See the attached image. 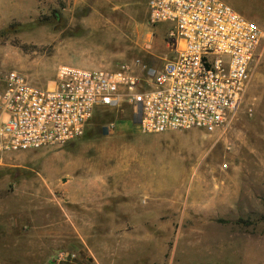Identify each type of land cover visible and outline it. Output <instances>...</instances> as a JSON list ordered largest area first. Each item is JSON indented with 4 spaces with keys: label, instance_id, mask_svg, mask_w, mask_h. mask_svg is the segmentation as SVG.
<instances>
[{
    "label": "rangeland",
    "instance_id": "obj_1",
    "mask_svg": "<svg viewBox=\"0 0 264 264\" xmlns=\"http://www.w3.org/2000/svg\"><path fill=\"white\" fill-rule=\"evenodd\" d=\"M222 1L263 32L243 103L224 134H141L130 108H99L79 139L0 159V207L31 204L29 218L41 224L47 216L33 206L65 207L61 189H69L89 208H74V222L63 210L61 240L76 248L78 230L105 264H264V0ZM147 2L0 0V76L17 71L43 86L60 66L160 64L169 57L167 25L148 23ZM15 242L1 238L0 253L24 262L45 253L36 235ZM86 247L53 254L94 264Z\"/></svg>",
    "mask_w": 264,
    "mask_h": 264
},
{
    "label": "built area",
    "instance_id": "obj_2",
    "mask_svg": "<svg viewBox=\"0 0 264 264\" xmlns=\"http://www.w3.org/2000/svg\"><path fill=\"white\" fill-rule=\"evenodd\" d=\"M147 20L166 24L169 57L114 69L57 68L43 86L23 74L0 76V159L61 147L83 136L97 109L132 110L141 134L200 130L224 134L236 119L263 37L222 0H148ZM60 251L53 264L72 262Z\"/></svg>",
    "mask_w": 264,
    "mask_h": 264
},
{
    "label": "crops",
    "instance_id": "obj_3",
    "mask_svg": "<svg viewBox=\"0 0 264 264\" xmlns=\"http://www.w3.org/2000/svg\"><path fill=\"white\" fill-rule=\"evenodd\" d=\"M168 55H170L169 52ZM261 165V173L264 174V160H262ZM63 190L67 192L65 196L68 198L66 200L65 207H62V205L52 204L49 201H45L42 204L33 206V209H37V211L32 210V212H36L37 214L41 213L43 217L45 215L47 216V218L45 217L44 221H42L43 223L41 224L37 222L36 219L33 220L29 218L31 214V204L26 206L27 208L25 209H23L21 202H18L16 205H7L5 210L2 209L4 207H0V239L7 237L11 242H15L21 238H30V236L36 235L39 240H44V242H42L40 245L45 248V253L43 252L42 254L39 253L33 256L25 255L24 257L28 258V260H31L27 262L16 260L13 256L0 253V264H53L52 258L57 253L56 252L53 254L54 251H57L62 247H68L69 249L72 248L68 243L64 244L63 240H61L62 236L64 235L62 228L63 210L65 209V216L67 219L70 222H74V208L86 207L88 209L89 207L88 202H83L82 200L74 197L75 195L70 193L69 189H61V191ZM46 209H51V211L54 212L57 211L59 217L54 218L53 215L47 214L48 211ZM25 213L27 216H23ZM83 213L87 214L88 212L83 210ZM74 232V237L78 241H76L75 244V246L77 245L76 248L72 249L75 250L74 252H78L79 250H83V247H86V244L83 236L78 233V230L75 229ZM12 247L16 249L14 244H12ZM86 250L90 253L94 264H105V260L103 261L102 259L98 258V256H96L93 251H90L87 247Z\"/></svg>",
    "mask_w": 264,
    "mask_h": 264
},
{
    "label": "trees",
    "instance_id": "obj_4",
    "mask_svg": "<svg viewBox=\"0 0 264 264\" xmlns=\"http://www.w3.org/2000/svg\"><path fill=\"white\" fill-rule=\"evenodd\" d=\"M63 264H72V262H68V263L66 262V263H63Z\"/></svg>",
    "mask_w": 264,
    "mask_h": 264
}]
</instances>
